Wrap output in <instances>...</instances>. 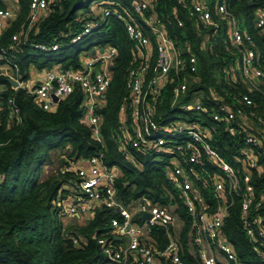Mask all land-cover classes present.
Here are the masks:
<instances>
[{
	"label": "built area",
	"instance_id": "1",
	"mask_svg": "<svg viewBox=\"0 0 264 264\" xmlns=\"http://www.w3.org/2000/svg\"><path fill=\"white\" fill-rule=\"evenodd\" d=\"M28 1L26 23L20 27L24 36L61 0ZM228 1L192 0L183 5L189 18L204 29L214 28V33L218 29L214 18L223 21L226 38L222 44L225 50L234 49L239 54L233 66L222 70L232 90L219 97L212 94L211 100L216 103L211 110L199 99L180 102L187 90L186 72L193 70L196 60L189 44L180 45L167 36L153 12L154 0H131L129 9L103 6L84 20L81 32L70 39L71 44L78 42L98 30L109 17L123 24L135 51L124 83L127 95L117 110L114 140L130 163H136V155L152 157L165 182L160 188V202L154 203L143 195L124 203L116 189L119 169L106 166L102 153L61 169L62 174L73 172L76 176L75 181L63 187L66 195L52 203L63 221H89L99 207L111 212L107 232L96 239L104 256L102 264H241L223 234L236 203L242 233L264 263V193L256 192L252 183L253 171L264 177V108L248 94L259 92L264 99V69L257 50L251 47L252 40L228 10ZM254 14V29L264 37V0ZM133 15L141 24L134 21ZM16 16L11 8L0 6V37ZM19 37L14 34L11 44ZM60 38L50 46H31L44 53L56 52ZM116 56L112 47L93 49L80 57L78 69L58 67L23 80L16 51L8 47L0 49V65L8 69L6 81L15 84L8 82L10 89L25 91L42 111L56 110L61 101L78 92L82 121L92 138L104 147L102 111L107 106ZM172 83L170 110L179 111V115L163 121L156 118V107L161 104L162 91ZM238 86L247 92L239 91ZM4 90L0 86V115L5 102L10 116L18 117L14 100L9 97L4 101L1 96ZM219 129L235 140L237 168L213 147ZM182 210L189 221L185 239L182 233L186 224L179 214ZM72 243L79 246L75 239Z\"/></svg>",
	"mask_w": 264,
	"mask_h": 264
},
{
	"label": "trees",
	"instance_id": "2",
	"mask_svg": "<svg viewBox=\"0 0 264 264\" xmlns=\"http://www.w3.org/2000/svg\"><path fill=\"white\" fill-rule=\"evenodd\" d=\"M154 1L156 7L153 12L167 36L180 45L189 44L196 60L193 70L186 72L187 90L180 102L199 99L211 110L216 103L211 100L212 94L219 97L224 95V91L232 90L222 70L233 66L239 56L234 49L225 50L222 44L226 38L225 23L214 18L218 23L214 33V28L204 29L188 17L183 5H189L192 0ZM17 2L19 14L1 35L0 49L10 47L16 51V63L23 80L29 77L31 66L43 72L58 67L78 69L83 51L79 49L81 44L85 45L84 52L112 47L116 49L117 56L106 94L107 106L102 111L104 147L92 138L90 129L82 121L81 95L78 92L61 101L56 110L45 112L25 91L13 92L6 78L0 75V86L5 89L1 96L4 101L12 98L19 110L18 117H11L4 102L0 115V264H102L104 256L96 239L107 232L111 212L99 207L89 221L78 224V220L74 219L76 224L65 227L66 222L59 217L52 203L58 196L66 195L63 187L75 181L76 176L73 172L62 174L61 169L102 153L106 166L119 169L116 189L124 203L143 195L154 203L160 202V188L165 182L161 168L157 167L152 157L136 155V163H130L118 151L114 140L117 110L127 95L124 83L135 51L123 24L109 17L98 30L78 42L71 44L70 39L81 32L84 20L92 18L103 6L129 9L131 0H61L57 7L42 15L25 36L20 27L26 23L29 1ZM94 3L96 6L92 9L90 5ZM262 3L263 0H229L228 10L238 18L242 29L252 40L251 47L257 50L259 64L264 69V37L254 29L255 9ZM133 19L141 24L136 15ZM16 33L20 37L15 44H11V37ZM59 36L61 45L56 52L44 53L31 46L34 43L50 46ZM174 85L168 84L162 91L161 104L156 107L157 119L164 121L178 117L179 111L170 110ZM238 89L247 92L242 86ZM261 89L264 92V82ZM248 94L256 105L264 108L261 93ZM213 147L237 168L235 140L222 129L214 137ZM53 153L61 157V168L58 174L42 181L44 167L52 163ZM252 183L256 192L264 193L262 174L253 171ZM179 214L186 224L182 233L184 237L189 221L183 210ZM261 214L264 219V203ZM223 234L241 264H264L255 256L242 233L239 203L231 210ZM73 239L79 246L73 245ZM187 262L191 263L189 259Z\"/></svg>",
	"mask_w": 264,
	"mask_h": 264
},
{
	"label": "rangeland",
	"instance_id": "3",
	"mask_svg": "<svg viewBox=\"0 0 264 264\" xmlns=\"http://www.w3.org/2000/svg\"><path fill=\"white\" fill-rule=\"evenodd\" d=\"M90 6L92 9H94V7L96 6V3L91 4ZM79 49L81 51L83 50L80 53V57H82L84 54L85 45L81 44V46H79ZM157 167H159V166H157ZM60 168H61V157H59L58 153H53L52 154V163L44 167L43 174H42V181H45L48 178L58 174V171ZM76 223L77 222H75L74 219L66 220L65 227H68V226L76 224ZM78 224H83V222L78 221Z\"/></svg>",
	"mask_w": 264,
	"mask_h": 264
},
{
	"label": "crops",
	"instance_id": "4",
	"mask_svg": "<svg viewBox=\"0 0 264 264\" xmlns=\"http://www.w3.org/2000/svg\"><path fill=\"white\" fill-rule=\"evenodd\" d=\"M0 6L11 8L14 11L15 15L19 14L20 6L17 0H0ZM29 70H30V76H36L43 72V71H37L33 66H31ZM0 75L2 76L9 75L6 66L0 65Z\"/></svg>",
	"mask_w": 264,
	"mask_h": 264
},
{
	"label": "water",
	"instance_id": "5",
	"mask_svg": "<svg viewBox=\"0 0 264 264\" xmlns=\"http://www.w3.org/2000/svg\"><path fill=\"white\" fill-rule=\"evenodd\" d=\"M256 21H257V18H256ZM94 53V52H93ZM9 84H11L12 86H15L14 83H12L11 81H8ZM54 101H56V99H54ZM33 136V135H32ZM32 136H30V139L32 138ZM144 217H148V215H144Z\"/></svg>",
	"mask_w": 264,
	"mask_h": 264
}]
</instances>
